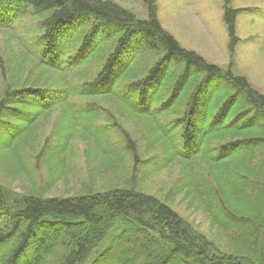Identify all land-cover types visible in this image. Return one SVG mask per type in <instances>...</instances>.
Returning a JSON list of instances; mask_svg holds the SVG:
<instances>
[{"label": "trees", "instance_id": "trees-1", "mask_svg": "<svg viewBox=\"0 0 264 264\" xmlns=\"http://www.w3.org/2000/svg\"><path fill=\"white\" fill-rule=\"evenodd\" d=\"M144 2L146 18L114 0H0V31L29 9L46 15L35 37V65L44 70L31 80L18 73L0 97V153L22 172L21 155L33 150L36 137L24 132L41 113L70 108L76 98L112 97L123 117L139 118L151 133L148 144L165 146L152 173L173 159L203 154L217 178H225L220 207L201 204L221 229H235L234 248L224 250L127 180L124 187L72 196L11 197L0 183V264H264V93L232 70V62L223 68L183 47L161 24L157 0ZM223 5L233 54L240 40L237 16L246 8L233 7L231 0ZM91 60L97 62L79 85L64 78L66 70ZM83 104L78 112L89 121L109 110ZM167 114L176 115L170 131L160 125ZM88 127L97 138L106 133ZM116 127L135 170L138 142ZM70 138L44 143L36 159L60 167ZM108 141L91 140L90 147L102 142V152L113 155Z\"/></svg>", "mask_w": 264, "mask_h": 264}, {"label": "rangeland", "instance_id": "rangeland-1", "mask_svg": "<svg viewBox=\"0 0 264 264\" xmlns=\"http://www.w3.org/2000/svg\"><path fill=\"white\" fill-rule=\"evenodd\" d=\"M114 1L132 10L139 18L147 16L144 0ZM157 2L161 24L183 47L196 51L207 61L223 68H227L232 62V70L246 76L255 88L264 93V0H231L233 7L246 8L237 16V35L240 40L233 54L229 52V34L223 18V0ZM44 16L46 15L29 9L9 30L0 31V97L18 73L23 74V79L31 80L39 71L44 70V67L40 66L39 70L35 65L38 61L35 37L39 35ZM75 36L74 33L71 39ZM96 62L97 60L92 61L79 70H66L64 78L77 86L82 78L87 77V73L89 76L91 66ZM58 76L60 74L55 72V77ZM72 101L69 103L70 108L63 109L58 105L48 112L41 113L35 123H32L34 126L30 124L27 132L25 130L24 134L30 131L36 137L31 140L34 143L33 150L29 146L31 152L21 155L22 172L4 152L0 153V183L5 186L11 197L32 192L43 196L101 192L117 186L124 187L127 180L140 191L166 202L196 231L224 250L230 251L234 248L230 235L235 236V231H232L235 229L230 227L232 233L221 229L220 224L212 219L201 204L214 203L220 207L223 202L221 194H224L222 179H225L217 178L211 163L205 160L203 154L194 158L173 159L167 168L152 173L154 170L151 164L156 157L164 156L165 146L160 148L153 143L148 144L151 133L142 127L139 118L123 117L117 111L116 100L112 97L96 96L76 98ZM85 101L109 110H101L100 118L89 121L88 116L78 112V106H84ZM173 117L176 115L167 114L163 119L160 118V125L170 131L169 121ZM89 125L106 133L101 134L99 138L93 134L92 136ZM116 125H122L138 142L141 161L139 166L145 170L137 167L135 176H132L136 171L133 170V156L125 151L120 130L111 128ZM69 136L70 148L66 150L59 169L51 161L36 159L44 143L53 146V140ZM102 137L109 140L106 149L113 150V155L102 152V142L94 148L90 147L91 140L101 141ZM218 144L219 141H215L213 145ZM147 157H151V160L144 163Z\"/></svg>", "mask_w": 264, "mask_h": 264}]
</instances>
